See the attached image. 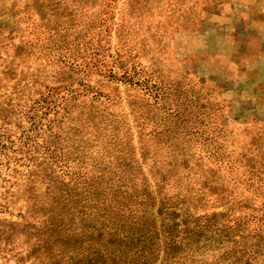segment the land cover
<instances>
[{
    "label": "rangeland",
    "instance_id": "374dc122",
    "mask_svg": "<svg viewBox=\"0 0 264 264\" xmlns=\"http://www.w3.org/2000/svg\"><path fill=\"white\" fill-rule=\"evenodd\" d=\"M0 100V264L63 211L65 261L96 216L105 264H264V0H0Z\"/></svg>",
    "mask_w": 264,
    "mask_h": 264
},
{
    "label": "trees",
    "instance_id": "16d2710c",
    "mask_svg": "<svg viewBox=\"0 0 264 264\" xmlns=\"http://www.w3.org/2000/svg\"><path fill=\"white\" fill-rule=\"evenodd\" d=\"M65 52H68V48L65 49ZM65 56V55H64ZM73 73H76L75 71H72ZM72 82L64 83L62 87L64 94L60 96L59 100L57 97L55 98L53 93L48 94L46 97L39 96V98H34V100L30 99V102L27 101V97L25 98L24 91L28 87V82H25L23 86L21 87L22 90L20 93H18L17 96L14 98L17 99V106L21 107H28V112H34L38 110L39 108H45L46 112L52 111V114L54 116H57L60 112L61 114H66L68 111L73 109V107L79 106L81 102V97H83L85 94H82L78 91V88H84V91L86 88L84 87L85 84L78 82V85L76 87H72ZM14 108L11 104V101L0 100V118L2 120V123L10 124L11 123V115L13 114ZM46 114V113H44ZM2 115V116H1ZM62 115V116H63ZM29 119H31L29 117ZM3 140H1L0 136V149L4 147ZM53 164H56V159H50ZM27 167V166H25ZM79 189V195L82 197L81 199L83 202V207H80L78 209L79 217L84 218L88 215V217H91V214L93 210L95 209V214L99 213L101 214V217H103V220L105 222H108L111 218L109 215H107L106 211H99L97 210L98 206V200H96V203H91L87 200L89 198V195L91 192H89V188L82 185L81 187H77ZM80 199V198H79ZM64 200V199H63ZM71 200H65L64 206L67 205ZM81 201V200H80ZM80 201H77L80 203ZM78 205V204H77ZM101 206H105V203L101 201ZM59 211V210H58ZM70 211H72V207H67V213L70 214L72 221L73 214ZM65 213V211H63ZM61 212H58L56 216L60 218L59 224L56 222H51L47 227L43 229V231L40 232V234L33 235V240H29V247L31 254H33L37 258V264H45V257L50 256L51 259H53V262H49L48 264H105L107 259L106 257L112 258L113 252H107L109 254L103 255L100 253L99 249H97L98 243H101L102 240V233H103V227H100L102 225H97V218L96 216L93 217V220L89 221L86 225L84 224L81 228V232L79 233V244L77 245V249L75 248L73 256H69L65 261V257L62 255L63 251L59 248L60 246H53L54 241H62L61 235L65 238H67V230L70 228L67 227V224L63 222V218L65 214ZM66 230V231H65ZM171 239V238H170ZM172 240V239H171ZM113 240L108 239L107 242L110 243ZM63 243V241L61 242ZM83 244H87V247L82 246ZM80 245V246H79ZM147 249L142 248V260L136 262H133V260L129 264H147L148 263V256L150 253H152V247L148 244H145ZM144 246V248H145ZM172 247L169 250V253L176 252L178 250V245H174V243L171 245ZM91 249V250H90ZM90 250V251H89ZM141 251V250H140ZM96 253V256H93V254ZM79 255H81V258H79ZM85 260V263L84 261ZM138 261V262H137Z\"/></svg>",
    "mask_w": 264,
    "mask_h": 264
}]
</instances>
